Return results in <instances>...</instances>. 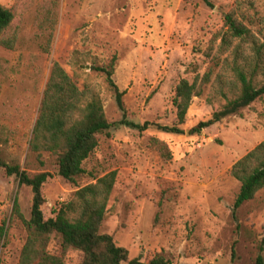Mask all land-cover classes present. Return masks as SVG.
<instances>
[{"label": "rangeland", "instance_id": "374dc122", "mask_svg": "<svg viewBox=\"0 0 264 264\" xmlns=\"http://www.w3.org/2000/svg\"><path fill=\"white\" fill-rule=\"evenodd\" d=\"M14 20L4 33L15 36L14 48L0 44V159L20 165L30 175L49 172L43 186L46 218L69 203L76 192L116 171L101 232L114 236L130 257L149 261L162 254L171 264H257L264 257V187L237 215L233 205L241 183L232 166L264 140V98L194 133L239 93L235 68L264 57V0H0ZM229 12L250 35L222 45ZM238 52H236V51ZM117 57L114 79L125 91V118L178 123L175 103L182 79L198 78L195 95L182 124L184 134L151 126L119 124L124 113L105 76L92 66ZM58 61L81 89L89 84L100 94L111 135L100 134L99 146L84 161L75 181L58 171L56 155L32 151L30 142L51 68ZM210 82L203 83L205 74ZM259 80H263L260 77ZM227 95V97H226ZM165 141L172 157L163 156L154 139ZM33 191L0 167V223L7 235L0 264H20L28 229L15 211L30 218ZM235 246V261L232 250ZM49 250L60 254L53 234ZM83 254L66 256L79 264Z\"/></svg>", "mask_w": 264, "mask_h": 264}, {"label": "trees", "instance_id": "16d2710c", "mask_svg": "<svg viewBox=\"0 0 264 264\" xmlns=\"http://www.w3.org/2000/svg\"><path fill=\"white\" fill-rule=\"evenodd\" d=\"M13 20V11L0 4V44L8 48H14L16 43L15 36L4 37ZM225 24L228 29L222 37V45L226 49L231 47L233 40L244 39L250 35V30L232 12L225 15ZM116 64L117 57L114 56L110 63L93 65L92 68L105 76L109 87L116 95L117 103L124 113L119 124L139 128L141 131L154 125L166 133L184 134L181 125L186 122L193 97L201 95L198 78L194 82L182 79L177 85L175 95L178 108L177 124L166 125L147 121L141 125L125 118L127 113L125 91L120 89L114 79ZM235 71L238 81L236 85H239L238 95L233 99L226 95L227 102L224 106L210 118L201 120L192 129L194 133H201L203 129L227 116L243 115V109L264 98V57L261 47L256 49L254 58H246V63L238 64ZM260 77L263 80H259ZM210 79V74H205L203 83L210 82ZM114 125L105 113L100 94L91 92L89 84L81 89L67 70L58 61L54 62L30 142L32 151L37 153L48 151L56 155L59 173L65 179L75 181L85 172L84 161L99 146V135L110 136ZM154 142L164 157L173 156L165 141L155 138ZM0 167L5 169L7 175H16L20 185L30 187L34 194L31 216L28 219L22 215L18 199L15 200V211L22 217L29 233L21 253L20 264H70L66 256L72 249L83 254L79 264H171V261L162 254L149 261H143L139 257L131 258L129 250L118 245L113 235L101 232L109 198L116 182V171L101 177L96 183L80 188L69 203L54 209L55 216L46 218L43 211L46 202L43 186L51 174L40 172L30 175L20 165H11L1 159ZM231 172L241 183L233 205V213L237 215L241 206L253 199L264 187V140L240 158L232 166ZM53 234L61 238L60 254L49 250ZM6 235L7 224L3 221L0 223V246ZM235 255L233 246V262ZM256 262L264 264V257L258 256Z\"/></svg>", "mask_w": 264, "mask_h": 264}]
</instances>
